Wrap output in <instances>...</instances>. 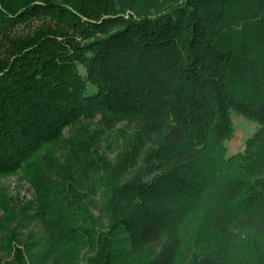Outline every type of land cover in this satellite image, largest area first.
Segmentation results:
<instances>
[{
  "label": "trees",
  "instance_id": "trees-1",
  "mask_svg": "<svg viewBox=\"0 0 264 264\" xmlns=\"http://www.w3.org/2000/svg\"><path fill=\"white\" fill-rule=\"evenodd\" d=\"M0 261L264 264V0H0Z\"/></svg>",
  "mask_w": 264,
  "mask_h": 264
},
{
  "label": "rangeland",
  "instance_id": "rangeland-1",
  "mask_svg": "<svg viewBox=\"0 0 264 264\" xmlns=\"http://www.w3.org/2000/svg\"><path fill=\"white\" fill-rule=\"evenodd\" d=\"M234 131L232 135L225 140V155L230 156L243 150V144L245 139L251 135L255 128L256 123L247 120L243 116L233 113L232 114ZM2 182L8 187L9 194L18 200H27L31 197V191L26 183L20 182L17 176H11L3 179ZM7 260L8 258H4ZM0 264H3L0 261Z\"/></svg>",
  "mask_w": 264,
  "mask_h": 264
}]
</instances>
